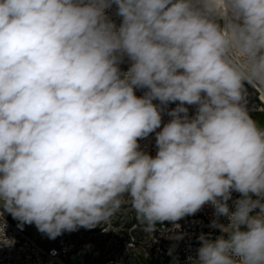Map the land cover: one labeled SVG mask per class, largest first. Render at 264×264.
Masks as SVG:
<instances>
[{"label":"clouds","instance_id":"1","mask_svg":"<svg viewBox=\"0 0 264 264\" xmlns=\"http://www.w3.org/2000/svg\"><path fill=\"white\" fill-rule=\"evenodd\" d=\"M248 87L264 90V0H0V247L5 213L54 240L128 197L146 232L214 208L190 264H264Z\"/></svg>","mask_w":264,"mask_h":264},{"label":"built area","instance_id":"2","mask_svg":"<svg viewBox=\"0 0 264 264\" xmlns=\"http://www.w3.org/2000/svg\"><path fill=\"white\" fill-rule=\"evenodd\" d=\"M109 17L115 21L117 26L120 23V17L116 15V7L107 10ZM130 62H123L120 67L123 71H127ZM146 89H136V95L142 96ZM246 106L250 113L263 112L264 102L261 96L253 97L249 92L246 96ZM159 103V101H154ZM178 103V102H177ZM176 107V104H169L168 109ZM189 107V114H194L195 107ZM170 117L166 111L162 114V125L167 123ZM160 131V129H157ZM142 150L151 155L156 154L155 133L150 134L147 138L139 141ZM239 198V193H232V200L228 203L230 208L234 210L232 201ZM255 198V197H254ZM2 211V209H0ZM3 219L7 223L6 234L10 238H14L16 243L12 247H0V264H66L68 256L72 253H77L80 257V251H76V246L71 241H65L60 245L42 246L35 241L24 230H21L17 225L19 221L13 219L10 214L5 213ZM214 219V208L206 204L200 211L194 215H188L184 218L171 222L165 221L157 227L152 235L150 243V253L155 259L160 260L161 264H190L188 257L195 256L196 250L199 247L197 239L201 233H212V237L219 235V230L211 227V222ZM220 221L227 224L225 217H221ZM182 234V238L180 237ZM136 250L134 241H128L125 244L124 251L119 256L108 260L105 264H141L136 260V255L133 253ZM171 254L169 261L164 259Z\"/></svg>","mask_w":264,"mask_h":264},{"label":"rangeland","instance_id":"3","mask_svg":"<svg viewBox=\"0 0 264 264\" xmlns=\"http://www.w3.org/2000/svg\"><path fill=\"white\" fill-rule=\"evenodd\" d=\"M248 92L255 98L260 97L261 94L264 96V90L260 88L248 87ZM250 115L261 127H264V111ZM159 225L161 223H157L156 229ZM22 230L42 246L60 245L65 241L73 242L76 251L82 252L83 258L77 253H72L68 256L66 264H105L108 260L119 256L128 241H134L136 244L133 253L138 263L161 264V261L150 253V243L155 231L144 230L128 197L123 198L120 208L107 221L92 229L79 228L74 232H64L54 240L39 232L34 224H25ZM171 256L168 254L164 261H169Z\"/></svg>","mask_w":264,"mask_h":264},{"label":"bare ground","instance_id":"4","mask_svg":"<svg viewBox=\"0 0 264 264\" xmlns=\"http://www.w3.org/2000/svg\"><path fill=\"white\" fill-rule=\"evenodd\" d=\"M125 61L126 62H129L128 60H127V58H125ZM261 99L263 100V102H264V96L261 94Z\"/></svg>","mask_w":264,"mask_h":264}]
</instances>
